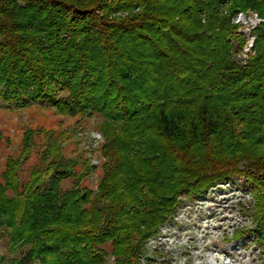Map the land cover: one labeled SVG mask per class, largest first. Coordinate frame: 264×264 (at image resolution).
Segmentation results:
<instances>
[{
  "label": "trees",
  "instance_id": "trees-1",
  "mask_svg": "<svg viewBox=\"0 0 264 264\" xmlns=\"http://www.w3.org/2000/svg\"><path fill=\"white\" fill-rule=\"evenodd\" d=\"M249 10L263 20L243 63L233 19ZM0 96L102 118L96 189L90 158L64 155L66 132L45 134L25 183L10 157L0 215L21 209L25 259L138 264L185 195L234 175L250 184L255 223L236 237L263 239L264 0H0ZM5 186L21 198L13 206Z\"/></svg>",
  "mask_w": 264,
  "mask_h": 264
},
{
  "label": "rangeland",
  "instance_id": "rangeland-1",
  "mask_svg": "<svg viewBox=\"0 0 264 264\" xmlns=\"http://www.w3.org/2000/svg\"><path fill=\"white\" fill-rule=\"evenodd\" d=\"M233 21L240 32L259 23L252 10L239 12ZM239 57L245 63L248 55ZM101 122L99 116H64L40 102L15 108L0 96L2 183L5 184L2 174L10 157L20 158L17 174L25 183L29 180L30 168L39 159L38 150L43 149L45 134L52 132L60 139L66 132L62 143L64 155L76 157L80 150L90 158L95 169L86 183L96 189L102 177L101 162L104 159L100 152L105 140L100 131ZM27 129L36 130L37 145L25 157L22 150ZM72 181H64L62 188H71ZM4 189L6 198L12 200L11 206L21 200L11 188L5 186ZM249 190L250 184L243 177L234 175L210 185L203 194L185 195L172 219L162 224L158 234L149 239L145 255L138 264H264V237L260 240L257 233L249 231L236 237V231L255 227L251 215L246 216L254 204ZM20 218L21 209H17L15 215L6 212L0 215V264H41L39 258L25 259L33 244L23 242V235L17 236ZM53 258L50 256L49 260ZM108 259L109 264H113L114 257Z\"/></svg>",
  "mask_w": 264,
  "mask_h": 264
},
{
  "label": "built area",
  "instance_id": "built-area-1",
  "mask_svg": "<svg viewBox=\"0 0 264 264\" xmlns=\"http://www.w3.org/2000/svg\"><path fill=\"white\" fill-rule=\"evenodd\" d=\"M255 14H256V17L258 18V21L261 22L263 19L259 18L257 13H255ZM256 25L253 26V28H255ZM253 28L252 29H250V28L243 29V31H241L246 35V38L248 40L247 41L248 44H246L247 46L245 45V47L243 48L241 55L247 56V53L251 51V48H252L254 40H255V36L253 35Z\"/></svg>",
  "mask_w": 264,
  "mask_h": 264
}]
</instances>
